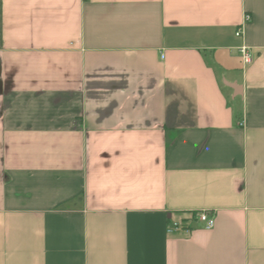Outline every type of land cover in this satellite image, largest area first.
<instances>
[{
	"label": "crops",
	"instance_id": "0c3cea01",
	"mask_svg": "<svg viewBox=\"0 0 264 264\" xmlns=\"http://www.w3.org/2000/svg\"><path fill=\"white\" fill-rule=\"evenodd\" d=\"M0 264H264V0H0Z\"/></svg>",
	"mask_w": 264,
	"mask_h": 264
},
{
	"label": "built area",
	"instance_id": "2783aa9c",
	"mask_svg": "<svg viewBox=\"0 0 264 264\" xmlns=\"http://www.w3.org/2000/svg\"><path fill=\"white\" fill-rule=\"evenodd\" d=\"M236 35L237 36L240 35V32L238 31L236 33ZM239 54L241 56L242 62L245 65H248V64L251 63L252 58L249 55L246 47H244V46L240 47L239 48ZM195 216H196V218H197L198 221H200L201 223L204 224V227L206 229H211L214 226V222H215L214 217L208 215L206 212H199ZM176 229H179L178 224H175L174 225V230H176Z\"/></svg>",
	"mask_w": 264,
	"mask_h": 264
}]
</instances>
